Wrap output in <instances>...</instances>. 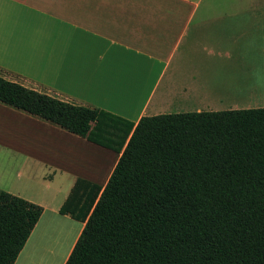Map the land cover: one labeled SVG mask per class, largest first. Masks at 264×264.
Segmentation results:
<instances>
[{
	"label": "crops",
	"instance_id": "crops-1",
	"mask_svg": "<svg viewBox=\"0 0 264 264\" xmlns=\"http://www.w3.org/2000/svg\"><path fill=\"white\" fill-rule=\"evenodd\" d=\"M261 62L264 0H0L1 77L134 125L144 116L264 108ZM231 71L237 80L247 74L252 90L228 96L222 77ZM0 108L15 118L0 123L8 129L1 141L23 158L0 191L43 208L14 264H65L84 223L59 208L77 178L103 187L120 154ZM62 174L73 176L66 189Z\"/></svg>",
	"mask_w": 264,
	"mask_h": 264
},
{
	"label": "trees",
	"instance_id": "trees-1",
	"mask_svg": "<svg viewBox=\"0 0 264 264\" xmlns=\"http://www.w3.org/2000/svg\"><path fill=\"white\" fill-rule=\"evenodd\" d=\"M0 104L120 154L103 187L77 178L59 208L84 223L65 264H264V108L134 125L1 76ZM42 211L0 191V264Z\"/></svg>",
	"mask_w": 264,
	"mask_h": 264
},
{
	"label": "rangeland",
	"instance_id": "rangeland-1",
	"mask_svg": "<svg viewBox=\"0 0 264 264\" xmlns=\"http://www.w3.org/2000/svg\"><path fill=\"white\" fill-rule=\"evenodd\" d=\"M260 76L262 75L260 74ZM14 120H15L14 117L10 116L5 110L0 108V123L3 122L6 125L10 122H13ZM0 131H8V129L1 126ZM4 134L6 133L2 132L0 133V136ZM5 145H7V142L4 141L0 142V182L2 183V185H5L7 182L11 183L15 177L16 171H20V172L23 171V167H22L23 158L21 157V155L10 151L9 150L10 147L8 145L7 146ZM71 146L73 152H78L77 154L79 155V151L81 149L80 146H77L75 142L72 143ZM72 178L73 176L70 174H62V176L58 178L57 183L63 189H66V187L69 186Z\"/></svg>",
	"mask_w": 264,
	"mask_h": 264
},
{
	"label": "bare ground",
	"instance_id": "bare-ground-1",
	"mask_svg": "<svg viewBox=\"0 0 264 264\" xmlns=\"http://www.w3.org/2000/svg\"><path fill=\"white\" fill-rule=\"evenodd\" d=\"M258 72L263 74L264 71V64L258 63L257 64ZM250 71V70H248ZM244 76V80H241V78L239 77V80L235 79L236 76H239L241 74H235L232 73V71L229 74H223V81H222V89L227 93L228 96H230L231 98H236V97H240V96H244L246 95L249 91L252 90V88H250V82H249V77H247L248 75H244V73H242ZM230 78V79H229ZM229 80V81H228ZM251 98V97H250Z\"/></svg>",
	"mask_w": 264,
	"mask_h": 264
}]
</instances>
